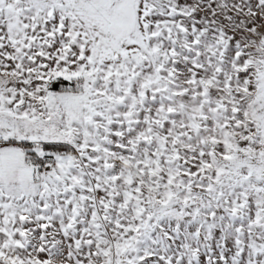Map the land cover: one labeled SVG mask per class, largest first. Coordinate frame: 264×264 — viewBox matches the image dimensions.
<instances>
[{
    "label": "snow or ice",
    "instance_id": "snow-or-ice-1",
    "mask_svg": "<svg viewBox=\"0 0 264 264\" xmlns=\"http://www.w3.org/2000/svg\"><path fill=\"white\" fill-rule=\"evenodd\" d=\"M0 264H264V0H0Z\"/></svg>",
    "mask_w": 264,
    "mask_h": 264
}]
</instances>
